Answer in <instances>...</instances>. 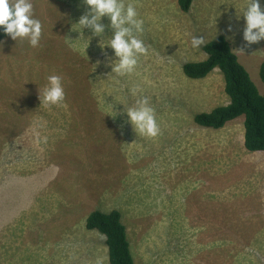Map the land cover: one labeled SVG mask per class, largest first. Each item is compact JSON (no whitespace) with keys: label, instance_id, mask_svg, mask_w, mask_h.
<instances>
[{"label":"rangeland","instance_id":"rangeland-1","mask_svg":"<svg viewBox=\"0 0 264 264\" xmlns=\"http://www.w3.org/2000/svg\"><path fill=\"white\" fill-rule=\"evenodd\" d=\"M131 2L147 53L124 77L106 76L99 37L88 47V30L64 37L79 35L71 30L85 10L78 0H33L38 47L0 43V264L12 252L23 264H109L105 237L86 219L112 209L128 226L136 264H264V152L246 150L243 117L196 126V113L230 99L217 69L205 79L182 70L224 34L264 95V40L245 47L236 20L245 0H194L189 13L176 0ZM196 35L204 43L193 49ZM49 74L62 77L59 105L39 100ZM133 87L155 110L154 138L111 116L138 98Z\"/></svg>","mask_w":264,"mask_h":264},{"label":"clouds","instance_id":"clouds-1","mask_svg":"<svg viewBox=\"0 0 264 264\" xmlns=\"http://www.w3.org/2000/svg\"><path fill=\"white\" fill-rule=\"evenodd\" d=\"M176 3L178 6V0H176ZM81 5L85 7V10L79 15L78 21L72 24L71 27V30L79 35L75 39L64 36L66 40L69 42L75 41L81 33L85 37L84 30H88L90 35L86 37L87 47L92 38H100L98 42L99 48L105 57L103 63L109 69L106 76L109 73L115 74L116 77H124L132 74L138 64L139 58L147 53L144 41L140 38L144 32V20L140 18L136 5L132 3L131 0H127V2L126 0H78V10ZM193 6L194 0L188 12L182 11L179 6L178 8L182 13H189ZM241 17L244 22L242 28V41L244 46L248 47L264 40V7H262L261 0H245L239 14L236 12V20L239 21ZM104 20H107L108 23H103ZM73 26H75V29ZM106 29L110 30L111 35L106 34ZM225 31L232 33L231 19ZM0 32L7 35L8 38H11L15 42L17 39H26L30 47H38L41 40L42 24L40 19L35 16L33 0H0ZM223 35L224 34L221 36ZM103 38H106V41L101 44ZM209 41L204 43V36L196 35L191 38L190 45L193 49H196L204 43L203 49ZM0 43H2V41H0ZM230 43L233 49L232 42L230 41ZM107 49L112 50L111 57L107 55ZM237 56L239 59L240 57L238 54ZM240 61L241 60H239V62ZM101 63L102 61L98 59L96 65ZM216 69L220 72L218 68ZM38 93L40 103L45 106L61 104L65 96L62 77L59 74H49L46 77V83L42 91ZM129 93L131 96L138 98L126 109L124 105L120 103L119 105L123 107L119 112L116 110L117 105H115L111 109L113 113L111 116L113 118H121L123 122L131 126L136 134L138 133L141 136L150 138L156 137L160 130L157 124L155 110L150 105L149 98L140 94L138 87L130 88ZM125 116L126 119H124ZM4 177L5 176H3L2 179H4ZM183 200L185 201V198H183ZM183 200L182 202L185 203ZM9 255L11 258H17L14 252Z\"/></svg>","mask_w":264,"mask_h":264},{"label":"trees","instance_id":"trees-1","mask_svg":"<svg viewBox=\"0 0 264 264\" xmlns=\"http://www.w3.org/2000/svg\"><path fill=\"white\" fill-rule=\"evenodd\" d=\"M192 1L178 0V6L182 11L188 12ZM6 38L8 36L0 32V41ZM203 50L207 55L203 60L183 64L184 74L192 79H203L218 68L223 75L225 92L230 102L211 111L196 113L194 122L200 127L219 129L227 122L243 116L245 148L251 152L264 151V95L239 62L226 36H218L209 41ZM259 75L264 85V60L260 65ZM86 228L105 237L109 264H136L128 237V226L123 222L118 209L90 212Z\"/></svg>","mask_w":264,"mask_h":264},{"label":"crops","instance_id":"crops-1","mask_svg":"<svg viewBox=\"0 0 264 264\" xmlns=\"http://www.w3.org/2000/svg\"><path fill=\"white\" fill-rule=\"evenodd\" d=\"M9 261L11 262V264H23V263H21V261H19L18 258H11V259H9Z\"/></svg>","mask_w":264,"mask_h":264},{"label":"bare ground","instance_id":"bare-ground-1","mask_svg":"<svg viewBox=\"0 0 264 264\" xmlns=\"http://www.w3.org/2000/svg\"><path fill=\"white\" fill-rule=\"evenodd\" d=\"M217 106V105H216ZM200 218V217H199Z\"/></svg>","mask_w":264,"mask_h":264}]
</instances>
